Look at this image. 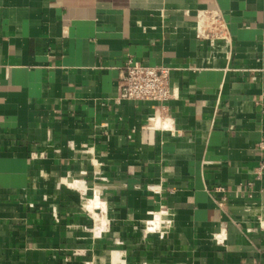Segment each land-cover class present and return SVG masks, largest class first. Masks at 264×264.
<instances>
[{"label": "crops", "instance_id": "0c3cea01", "mask_svg": "<svg viewBox=\"0 0 264 264\" xmlns=\"http://www.w3.org/2000/svg\"><path fill=\"white\" fill-rule=\"evenodd\" d=\"M129 57L174 95L118 101ZM260 164L264 0H0V264H264Z\"/></svg>", "mask_w": 264, "mask_h": 264}, {"label": "built area", "instance_id": "2783aa9c", "mask_svg": "<svg viewBox=\"0 0 264 264\" xmlns=\"http://www.w3.org/2000/svg\"><path fill=\"white\" fill-rule=\"evenodd\" d=\"M204 14L209 23L202 29L197 25V35L204 39H225L226 25L222 15L217 11H206ZM173 95L170 67L144 63L133 57H129L120 67L116 85L118 101H154L162 104ZM262 168L264 164H260L258 170ZM216 189L222 190L221 187Z\"/></svg>", "mask_w": 264, "mask_h": 264}, {"label": "clouds", "instance_id": "9594fccd", "mask_svg": "<svg viewBox=\"0 0 264 264\" xmlns=\"http://www.w3.org/2000/svg\"><path fill=\"white\" fill-rule=\"evenodd\" d=\"M97 206H101V207H103V205H97ZM91 207V206H90ZM148 223V227H147V229H146V234L147 233H155V232H157V231H160V229H161V225H162V223H164V221H162L161 220V215H156V217H155V220L154 221H151V222H147ZM169 223V222H168ZM95 235L97 236V237H99L100 236V232L99 231H97L96 233H95ZM163 235H164V233L163 232H161V238H163ZM119 243V242H118ZM120 255H126V253H121ZM118 260V262H119V264H126V261H124V260H119V257H116V260H114V264H116V261Z\"/></svg>", "mask_w": 264, "mask_h": 264}, {"label": "bare ground", "instance_id": "6f19581e", "mask_svg": "<svg viewBox=\"0 0 264 264\" xmlns=\"http://www.w3.org/2000/svg\"><path fill=\"white\" fill-rule=\"evenodd\" d=\"M199 19H200V21H201L202 23H205V24H206V25H204V27L208 25V23H209V21H208V17H207L204 13H202V14L199 16ZM75 183H76V182H75ZM156 215H158V214H155L154 218L150 219L148 222L154 221Z\"/></svg>", "mask_w": 264, "mask_h": 264}]
</instances>
